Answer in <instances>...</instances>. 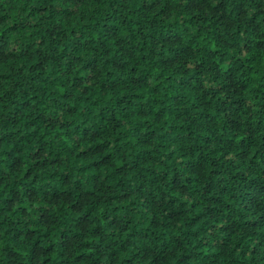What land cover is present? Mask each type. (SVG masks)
<instances>
[{
  "label": "trees",
  "instance_id": "obj_1",
  "mask_svg": "<svg viewBox=\"0 0 264 264\" xmlns=\"http://www.w3.org/2000/svg\"><path fill=\"white\" fill-rule=\"evenodd\" d=\"M0 264H264V0H0Z\"/></svg>",
  "mask_w": 264,
  "mask_h": 264
}]
</instances>
